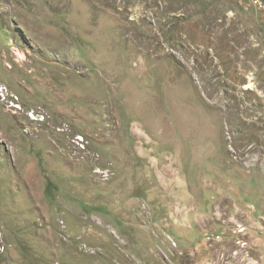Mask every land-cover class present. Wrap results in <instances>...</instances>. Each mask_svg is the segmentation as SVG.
Here are the masks:
<instances>
[{"label":"rangeland","instance_id":"obj_1","mask_svg":"<svg viewBox=\"0 0 264 264\" xmlns=\"http://www.w3.org/2000/svg\"><path fill=\"white\" fill-rule=\"evenodd\" d=\"M0 264H264V0H0Z\"/></svg>","mask_w":264,"mask_h":264}]
</instances>
